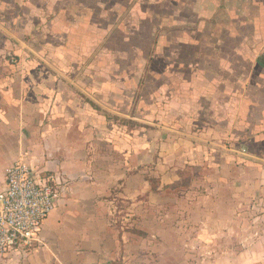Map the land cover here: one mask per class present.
Here are the masks:
<instances>
[{
  "label": "rangeland",
  "instance_id": "rangeland-1",
  "mask_svg": "<svg viewBox=\"0 0 264 264\" xmlns=\"http://www.w3.org/2000/svg\"><path fill=\"white\" fill-rule=\"evenodd\" d=\"M263 8L264 0H0V90L6 99L16 94L19 107L27 98L53 105L59 93L66 100L89 93L110 110L103 115L109 142L97 144L95 153L151 179L145 195L135 191L137 178L110 196V228L127 251L125 260L112 264H195L252 238L247 227H232L238 217L216 211V168L201 161L205 152L192 142L200 130L186 121L185 77L208 75L220 49L231 66L228 25L241 27L237 65L247 75L250 14ZM259 213L252 219L259 222L264 207ZM263 223L257 224L260 233Z\"/></svg>",
  "mask_w": 264,
  "mask_h": 264
},
{
  "label": "crops",
  "instance_id": "crops-1",
  "mask_svg": "<svg viewBox=\"0 0 264 264\" xmlns=\"http://www.w3.org/2000/svg\"><path fill=\"white\" fill-rule=\"evenodd\" d=\"M254 14H250L248 25L253 50L247 75H241L237 65L242 50L236 49L241 27L228 25L232 32V62L228 61L231 66L220 49L216 68L209 61L212 66L208 75L185 77L186 121L191 128L200 130V136L191 137L192 142L206 153L201 161L216 168L218 182L215 187V180L211 184L214 189L219 187L216 211L220 216L226 212L227 218L238 217L232 227H247V237H252L246 244L215 252L195 264H264V223L261 233L257 225L264 216L259 222L252 219L253 215L260 216L264 207V65L259 62L261 58L264 61V8ZM244 32L247 34V28ZM84 94V99L70 97L67 100L72 103H66L59 93L53 105L27 98L26 104L19 107L23 101L18 102L16 94L7 100L0 90V190L6 170L21 154L33 168L61 172L70 181L67 194L43 223L42 236L47 244L30 253L6 255L0 258V264H112L127 258V251L120 244L123 237L111 231L108 221L110 196L116 193V186L120 188L124 181L137 178V194L148 193V178L144 179L138 171L129 174V169L119 167L110 155L95 153L97 144L109 142L103 115L110 110L95 103L89 93L88 97ZM42 114L51 119L43 121ZM194 153L197 152L191 151L192 164H196ZM175 180L165 184L171 185ZM156 188L160 190L161 186ZM226 222L223 226L228 227ZM175 252L173 247V256Z\"/></svg>",
  "mask_w": 264,
  "mask_h": 264
},
{
  "label": "built area",
  "instance_id": "built-area-1",
  "mask_svg": "<svg viewBox=\"0 0 264 264\" xmlns=\"http://www.w3.org/2000/svg\"><path fill=\"white\" fill-rule=\"evenodd\" d=\"M69 182L61 172L33 168L25 154L8 167L0 190V258L42 247L43 223Z\"/></svg>",
  "mask_w": 264,
  "mask_h": 264
},
{
  "label": "trees",
  "instance_id": "trees-1",
  "mask_svg": "<svg viewBox=\"0 0 264 264\" xmlns=\"http://www.w3.org/2000/svg\"><path fill=\"white\" fill-rule=\"evenodd\" d=\"M124 123H126V124H129V123H134V121H131V120H126ZM134 124H136V123H134ZM133 124V125H134ZM132 127H134V126H132ZM148 181H151V179H148ZM154 189V188H153ZM155 189H156V187H155ZM154 189V190H155Z\"/></svg>",
  "mask_w": 264,
  "mask_h": 264
}]
</instances>
